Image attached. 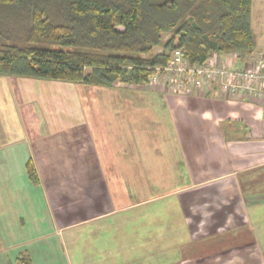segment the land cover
Wrapping results in <instances>:
<instances>
[{
	"label": "crops",
	"instance_id": "crops-1",
	"mask_svg": "<svg viewBox=\"0 0 264 264\" xmlns=\"http://www.w3.org/2000/svg\"><path fill=\"white\" fill-rule=\"evenodd\" d=\"M255 24L252 12L251 57L264 54ZM22 79L32 93L44 80ZM46 81L77 104L86 93ZM115 86L121 95L90 92L104 103L89 99V114L33 113L49 119L39 130L8 126L0 111V264L21 263L22 250L29 264H264V102L218 87Z\"/></svg>",
	"mask_w": 264,
	"mask_h": 264
},
{
	"label": "trees",
	"instance_id": "trees-1",
	"mask_svg": "<svg viewBox=\"0 0 264 264\" xmlns=\"http://www.w3.org/2000/svg\"><path fill=\"white\" fill-rule=\"evenodd\" d=\"M252 12L253 0H0V75L147 84L179 48L191 64L253 54ZM27 168L37 183L32 161Z\"/></svg>",
	"mask_w": 264,
	"mask_h": 264
},
{
	"label": "rangeland",
	"instance_id": "rangeland-1",
	"mask_svg": "<svg viewBox=\"0 0 264 264\" xmlns=\"http://www.w3.org/2000/svg\"><path fill=\"white\" fill-rule=\"evenodd\" d=\"M254 7H255V11L253 10V20L256 21L255 24V30L257 33H261V27H263V23H264V6L261 3V0H256L254 3ZM256 15V16H255ZM172 33H165L163 34V39L166 41ZM162 47L156 48L154 51L158 52L161 50ZM226 56V55H225ZM232 64V63H230ZM235 65V64H234ZM178 78L179 80L183 77H179L176 74L174 75H163L160 76V80H157V82H153L150 83L153 86H157L158 83H163L164 87H166L168 89L169 92L172 93L171 89H169L168 84H170V80L173 78ZM2 78H11V80H14V84L9 85L8 83H3V81H1ZM8 79H2V80H8ZM22 78H18V77H10V76H2L0 75V111L3 113V115L5 114V118H6V122L8 124V126H13L15 129L17 130H22V129H28L29 131H32L33 129H41V128H45V127H49V119H47L46 117V122L45 119L44 121L39 120L38 122H36L33 119V113H38L39 114V118H43L45 115H47V113L52 112L54 110H58L60 109L61 113H65L68 114L69 111L71 109H82V111H84L85 113L89 114V103L92 101L93 102H100V103H104L103 100L98 99L94 97H98V96H93V99H91L90 96V92L94 93L96 95H100V97L102 96H117V95H121V91H120V87L118 88V86H115L114 90H109L107 88H103V87H96V86H86V93L82 94V90H80V98H79V102L80 104L75 103V101L69 100L68 98H65L64 96H54L53 91L54 88L52 85V83H50V81H46V80H40L39 85L35 84L34 89L36 93H32L30 92V86H28L27 84L25 85V81L24 80V84L19 82H22ZM19 84V85H18ZM178 85V84H177ZM67 89L69 90H75L72 89L71 87H67ZM179 90H181L179 88ZM178 90V91H179ZM104 91V93H103ZM54 93H56L54 91ZM174 93V92H173ZM174 94H179V95H184L187 94L184 91H179V92H175ZM205 94V93H203ZM63 95V94H62ZM230 97V96H228ZM89 99L90 102H89ZM255 101V100H254ZM260 102V101H259ZM100 103H95V105H100ZM263 103V102H262ZM264 106V105H263ZM108 109L112 110L113 112H115L111 105H108ZM2 115L0 114V129L3 126L4 127V123L2 124L1 122V117ZM63 120V121H62ZM69 121L68 118H61V122L64 121ZM22 128V129H20ZM3 129V128H2ZM231 137H236L235 136H231ZM66 145L70 146L69 143H65ZM77 144V142H76ZM154 184V183H152ZM156 185L155 189L157 191V193L162 194L165 191H168L169 189V185L168 184H162V183H157L154 184ZM150 194V193H149ZM168 200H163L165 201H169ZM170 202V201H169ZM158 206H162L163 203L162 201H159ZM1 207V206H0ZM6 234L2 231H0V246L4 245L7 243L6 241ZM4 245L2 247H4ZM26 254V252L24 250H22L20 252V254ZM18 264H24L22 261L21 263Z\"/></svg>",
	"mask_w": 264,
	"mask_h": 264
},
{
	"label": "built area",
	"instance_id": "built-area-1",
	"mask_svg": "<svg viewBox=\"0 0 264 264\" xmlns=\"http://www.w3.org/2000/svg\"><path fill=\"white\" fill-rule=\"evenodd\" d=\"M251 56L249 54L245 58L249 61L243 63L240 55L236 53L224 57L213 54L204 63L191 64L179 48L172 53L167 66L156 68L150 83L160 80V76L176 74L183 77L179 80L173 76L170 80L168 87L174 93L181 90L187 94L205 93L211 87H218L221 96L243 95L264 102V54Z\"/></svg>",
	"mask_w": 264,
	"mask_h": 264
}]
</instances>
